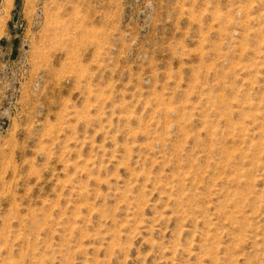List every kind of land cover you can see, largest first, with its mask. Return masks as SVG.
<instances>
[{
	"label": "rangeland",
	"instance_id": "1",
	"mask_svg": "<svg viewBox=\"0 0 264 264\" xmlns=\"http://www.w3.org/2000/svg\"><path fill=\"white\" fill-rule=\"evenodd\" d=\"M0 264H264V0H0Z\"/></svg>",
	"mask_w": 264,
	"mask_h": 264
},
{
	"label": "water",
	"instance_id": "2",
	"mask_svg": "<svg viewBox=\"0 0 264 264\" xmlns=\"http://www.w3.org/2000/svg\"><path fill=\"white\" fill-rule=\"evenodd\" d=\"M18 20V14L16 13L15 15H14V21H17Z\"/></svg>",
	"mask_w": 264,
	"mask_h": 264
}]
</instances>
